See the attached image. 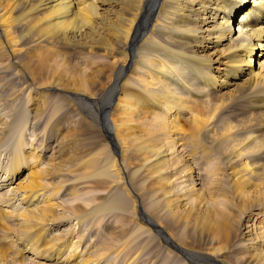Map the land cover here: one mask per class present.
I'll list each match as a JSON object with an SVG mask.
<instances>
[{"label": "bare ground", "instance_id": "6f19581e", "mask_svg": "<svg viewBox=\"0 0 264 264\" xmlns=\"http://www.w3.org/2000/svg\"><path fill=\"white\" fill-rule=\"evenodd\" d=\"M247 1L251 6L249 9ZM102 12L108 15L103 16ZM235 20L238 21L237 29L232 27ZM101 31L108 32L102 41L92 40ZM54 41L60 43L62 49L68 50L70 57L89 54L106 58L105 72L92 84L105 86L93 102V94L80 88L83 84H91L88 80L83 78L68 85L59 82L55 75L44 78L27 67L26 61L35 62L38 50ZM263 42L264 0H0V69L9 71L7 74L10 73L12 77L16 76L19 84H25L24 90H27L24 105L27 108L25 112L20 111L19 117L26 122V115L31 109L28 106H33L31 110L35 118L43 117L47 93L63 89L69 93L66 94L68 97L73 96L85 107L95 105V116L99 121L104 120L101 124L106 135H111V146L117 153L111 159L106 150L99 147L100 139L105 140V136L86 137L89 133L86 127L82 134L62 133L60 137L57 133L64 129L54 123L57 119L52 121L54 127L47 134V142L42 138L46 135L44 130L42 136L33 133L36 137L40 136L37 138L39 142L35 141L29 146V158L35 160L33 165L24 154L28 143L21 142V151L13 157L11 155V164L4 170L5 177L0 175L2 191L31 168L24 181L8 189L10 195L0 197V264H28L30 255L33 257L30 264H95L89 258L81 257L83 252L89 256L90 249L86 243H81V239L93 235L92 227L85 228L84 224L99 217L102 212L119 215V219L130 216L123 212L130 200L137 204L141 200L130 181L128 187L131 193L122 182V175L125 174L129 180L132 173L140 175V182L148 186L149 195L165 204L178 200L180 206L187 207L177 218L182 219L189 214L186 221L195 234L192 236L194 241L199 243L195 247H184L157 222L149 221V215L139 207L142 224L147 221V225L155 227V231L163 236V243L174 248L187 261L194 264H228L224 253L243 250L244 264H264L262 192L257 197L252 192L244 191L235 196L230 201L231 206L225 207L234 215L230 219L223 210L212 212L211 205L216 203V196L212 192L217 182L209 184L211 171L203 181L206 176H203L204 168H200L204 166H198L199 169L195 166L196 162L199 163L197 158L201 164H205L203 161L206 158L211 160L212 153L194 150L192 155L183 158L180 171L175 168V160L186 151L184 144L176 148L175 143L186 134L177 126L183 106L181 97L186 100L187 93L192 95L194 102H199L197 97L209 93L216 95L215 90L220 92L228 88L233 93L220 94L216 99L232 100L237 95L235 109H257L256 115L246 118L248 127L264 125ZM138 43L146 55L142 60L135 48ZM256 48L260 49L258 55ZM122 49L130 51V57H121ZM12 59L16 62L13 61L14 65L10 66ZM257 63L260 64L259 70H256ZM46 68L47 64L42 63L41 72L45 73ZM96 105H101V108ZM157 111L163 115L160 118L175 112L168 123L159 120V128L156 129L160 135L154 138L147 134V130L158 116ZM192 115L199 124L198 115L193 112ZM17 117L18 114H13L7 122L0 120V149L7 143L9 133L23 129ZM232 129L229 127L227 131ZM211 132L212 129L206 127L201 134L202 139L210 141ZM163 135H171L172 139L165 144ZM17 141L19 144L20 141ZM260 147L264 145H253L251 150ZM23 154L25 158L21 159L19 155ZM261 158L264 159V155ZM238 159L226 157L222 163L229 185L234 188H238L239 184L251 185L257 190L261 189L262 178L259 174L252 173L248 180L238 175L236 168L242 165ZM45 162L53 169H42ZM81 166L103 168L102 174L98 175L86 169L79 180L86 177L94 189L101 186L98 184L100 181L108 192L99 200L93 195V198H85L84 202L81 198L72 202L61 201L73 187L72 184L61 183L59 175L54 178V171L78 169ZM207 187L210 192L199 203L204 205L207 200L203 221H200L197 210L183 204L187 199L196 202ZM192 194L194 197H191ZM17 200L21 201L23 207L15 210L13 204ZM241 201L249 203L251 207L240 215L234 209V204ZM65 210L72 215L65 214ZM246 214L252 216L248 222L241 217ZM74 222L76 230H69L64 235V227ZM111 227L113 231L110 236H114L118 226ZM229 242L231 247H226ZM81 244L85 250L79 252Z\"/></svg>", "mask_w": 264, "mask_h": 264}, {"label": "rangeland", "instance_id": "374dc122", "mask_svg": "<svg viewBox=\"0 0 264 264\" xmlns=\"http://www.w3.org/2000/svg\"><path fill=\"white\" fill-rule=\"evenodd\" d=\"M247 5H249L247 9H249L251 7L250 2L248 3L247 1ZM120 7H122V4ZM107 15L108 14L103 13V16ZM198 17L199 16H197V20ZM237 22L238 21L235 20V22L232 24V27L234 29H237L238 27ZM107 34L108 32L101 31V33L97 34L92 40L102 41V39ZM61 47L62 46L60 43L54 41L47 47L41 48V50H38L37 52V58L35 62H25L27 67L30 68L32 72L38 73L44 78H48L50 75H55V78L59 82L62 81L64 83H67L68 85H72L74 84V81H78L83 78L88 80L91 84H83L80 88H85L89 91V93L93 94V97L91 99V102H93L94 99H96V97L99 95L101 88L105 86L92 84H95L98 78L101 77L105 72L106 58H102L99 56L94 57L89 54H82L74 58L70 57L71 53L68 50L62 49ZM135 48L136 52L139 54V59L142 60L146 55L141 48V44L138 43ZM256 50V53L258 55L260 49L258 50L256 48ZM121 57H130V51L122 49ZM261 60L264 59L262 58ZM13 61L16 62L14 59H12L10 62V66L14 65ZM42 63L47 64V71L45 73L41 72L40 69ZM259 66L260 64L257 65L256 70H259ZM8 72L9 71L5 69H3L2 71L0 69V120H2V122H7L9 119H11V116L13 114H18L17 122L19 123V125H22L23 129L20 128V130L18 131L9 133L7 136V143L3 144V148L0 149V175H3L5 173V168L8 169V165L11 164L10 160L13 159L12 157L21 151V148L19 146L21 142L28 143V145L26 146L27 152L24 154H27L28 157L26 159H28L30 165H33L35 160L31 157L29 158V152H31L29 146L31 143L34 144L35 141H38L37 138L44 135V131L46 135H44V137L42 138H44L45 142H47V139L49 137V135L47 134H50V130L52 129V127H54L52 126V124L54 123L60 124V128L62 127L61 129H64L60 130L57 133L60 137L62 133L82 134L85 127L89 129V133L85 135L86 137H96L97 135L103 134V136H105L106 138L105 140L103 138L100 139L102 137L101 135L100 138L97 137L101 140L99 147L105 149L106 153L108 154V156H110L111 159L116 157L115 154L117 153L113 151L111 146V135H106V131L102 125L104 123V120L99 121L95 116V105L92 104L87 108L79 103V101L77 102L76 100H74L73 96L68 97L67 95H69V93L65 92L63 89H57V91L53 90L50 91L51 93H47L49 95L46 97L47 105H45L43 109V117L41 116V118H35L34 112L33 110H31L33 106H28L29 108H31L29 109V112H31L32 114L28 112L26 115L27 118L25 117L26 122L22 120L23 117L20 118L19 114L20 111H26L25 109L27 107L25 108L24 105L26 104L27 90H24L25 84H19L16 76L12 77L10 73L7 74ZM188 77L190 76L188 75ZM25 89H27V87ZM33 89L34 91H36V88ZM205 90H207V88ZM214 93L218 94L215 95L213 93H209V95L207 94L202 97H197L198 100H200L199 102H194V100H192V95L189 93H187V101L181 97L183 106L180 111V117H178L180 119V122L177 127H179L181 130L186 131V134L182 135V139L176 141L175 146L177 148L179 145L184 144L186 147V151L182 153V157H178L175 160V168L177 171H180L184 164L183 158H186L187 155H192L194 150H200L202 152L207 151L212 153L211 160L209 159L208 161V158H206L208 162L206 160V162L203 161L205 164H201V160L197 158L201 165L198 162L194 161L196 162L195 166L196 168L198 166H204L202 168L198 167V169L200 168V170H202L204 168L205 170H208H206V175H204L205 170L203 169L202 171L203 176H206L205 178L203 177V181L207 179V175L211 171L212 173H209L212 175L211 178L208 176V179L210 178L209 184H215L217 182L216 186L214 187L215 190L212 192V195L216 196V203L211 205L212 212L216 209H220L229 214L230 219H233V213L229 212L225 207L231 206L230 201H233L235 196L239 195L242 191L252 192L256 197L260 195V192H262V195L264 196V159L261 158V155H264V147L257 148L253 151L251 150V146L253 145H264V125L258 124L256 125V127H248V120L246 118L250 117L251 115H256L258 113L256 111L257 109H235L234 105L238 103V100L236 99L237 95H235L232 100L216 99V96H219L220 94L233 93L230 92V89L225 88L220 92L215 90ZM48 97H50V99ZM63 97L65 98L63 99ZM69 98L70 101H68ZM35 102H37L36 99ZM36 106L39 107V105ZM96 106L101 108V105ZM217 107L219 108L217 111H215ZM174 112L167 115L166 118H160L159 116L163 115L159 114V112L157 114L158 116L154 115V117L156 116L157 119L154 118L155 120L153 121V124H151L148 128L147 134L151 137L158 138L157 136H159L160 133L156 128H159L160 121H165V123H168V121L173 119ZM192 112L198 115V118L200 120L199 124H196V118L193 117ZM234 112H238V114L233 115ZM211 116L212 118L210 119ZM55 119H57V121H55ZM52 121L55 122L53 123ZM21 122H23V124ZM105 124L107 125L106 122ZM196 126H198L197 129L195 128ZM206 127L212 129V138L210 139V141L202 139L201 134ZM229 127H233V129L227 131ZM33 133L35 135L40 133V136L36 137ZM170 139H172L171 135H169V137L166 135L162 136V141L165 142V144L166 141ZM17 140L20 141L19 144ZM7 144L10 146L9 148ZM12 144H14L13 147H11ZM37 144L34 145V148ZM85 145H88V143L85 142ZM16 147H18L17 150ZM35 152H38V150H35ZM24 154L19 155V157L21 159L25 158ZM47 155L49 154L47 153ZM6 157L7 159H5ZM226 157H239L238 160L242 165L239 168H236V170L238 171V175H241L244 179L248 180L249 176L252 175V173H255V175L259 174V176L262 178V183L260 185L262 190H257L251 185L242 186L239 184L238 188H234L229 185V182L225 178L226 170L224 169L222 164ZM45 163H43V167L40 166L42 167V169H53L52 166L48 165L47 163L45 165ZM86 169H91L94 174L98 175L102 174L101 171L103 168L81 166L78 169L72 168L70 170L62 169L54 171V178L59 175L61 176V183L72 184L73 187L70 191H68L69 194L67 196H63V198H61V201L72 202L77 198H81V200L84 202L85 198H93V195H96L97 199L99 200L102 199V196L105 192H108L107 190H105V188H103L100 181H98V184L101 186L98 188L103 189L97 188V190L89 185L91 181L86 177H82L81 180H79L80 176L84 175L82 173ZM30 170L31 168L27 169V171L24 170L25 172L23 171L24 173L21 174L20 178L15 181L13 180L14 182L12 184H8V186L2 189V191L0 190V197H4L8 194L10 195L9 190L15 187L16 184L20 181H24L27 178ZM67 174L71 175L69 176ZM3 176L5 177V175ZM139 176V174L132 173L129 180H127L126 175H122V182L124 185H126V190L131 193V190L128 187V182L130 181V183L134 185L133 190H135L141 196L139 204L135 202L133 203L130 200L126 207L127 209L123 211L126 212L127 216L128 214H130L129 217H123L119 219V215L116 216L111 212H102L99 217H95V219L92 218L94 220V223L93 220H88L86 222V225L84 224L85 228H87L88 226L92 227L93 235H86L81 239V243H86L90 248L88 251L89 256H87L86 253L84 254V252L81 253L82 259L89 258L92 262H95V264H194L190 260L187 261L186 258H184L183 255L177 252L174 248H170L165 243H163V236L157 230L155 231V227L152 228L147 225L145 223L147 221L142 224L143 218L141 217L140 211V208H142V211H146V213L151 218V220L149 221L157 222L177 241L181 242L184 247H186V245L195 247L198 246L199 243L194 241L192 236L195 234L192 233L191 228L188 226V223L186 221L189 214L185 218H177L187 207L180 206L181 202H179L178 200L170 204H165L159 199L149 195L148 186H143L141 184ZM54 181L58 182L57 179H54ZM85 185H87L86 188H84ZM182 185H180L179 189H181ZM209 192L210 190L207 187L205 192L197 197L196 202L194 200L187 199V202L183 204H188L191 210L196 209L198 219L200 221H203V214L205 210L204 206L207 203V200H205L204 205H200L199 203L202 198H205L206 195L209 194ZM191 197H194L193 194ZM22 207L23 205L20 200L15 201L13 204V208H15V210H18ZM175 207L176 209L173 210V208ZM250 207L251 205L244 201L234 204V209L240 215L241 213H246L250 209ZM171 210L173 211L172 214H170ZM65 211V214L72 215L67 210ZM173 216L175 217L174 220L171 219V217ZM241 217L243 218L244 222H248V220L252 216L251 214H246L245 216ZM238 221L239 219L236 220L237 223ZM91 222L93 223V225ZM118 222L122 223L118 225ZM74 224L75 222L72 225H68V228L64 227V230L66 232L64 233V235L67 234L69 230H76V228H74ZM112 225L118 226L116 234L114 236H110L111 232L113 231V228L111 227ZM79 226L78 228L80 229L81 227ZM82 244L79 252L84 249L83 245L85 244ZM226 247H231V243H227ZM242 252L243 250H235L233 253H224V256L227 255L226 260L228 264H244L245 259L242 257ZM32 258L33 257L30 255L28 258V264L31 263L30 259L32 260ZM88 264L90 263L88 262Z\"/></svg>", "mask_w": 264, "mask_h": 264}]
</instances>
